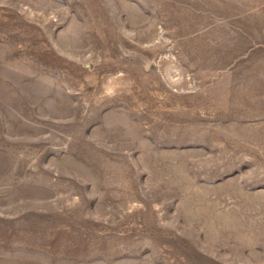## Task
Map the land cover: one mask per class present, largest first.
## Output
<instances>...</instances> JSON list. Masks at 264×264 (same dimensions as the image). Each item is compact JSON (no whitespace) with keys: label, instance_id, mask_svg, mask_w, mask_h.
Wrapping results in <instances>:
<instances>
[{"label":"rangeland","instance_id":"rangeland-1","mask_svg":"<svg viewBox=\"0 0 264 264\" xmlns=\"http://www.w3.org/2000/svg\"><path fill=\"white\" fill-rule=\"evenodd\" d=\"M0 264H264V0H0Z\"/></svg>","mask_w":264,"mask_h":264}]
</instances>
